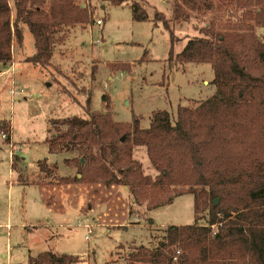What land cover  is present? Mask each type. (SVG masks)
I'll list each match as a JSON object with an SVG mask.
<instances>
[{"label":"rangeland","instance_id":"374dc122","mask_svg":"<svg viewBox=\"0 0 264 264\" xmlns=\"http://www.w3.org/2000/svg\"><path fill=\"white\" fill-rule=\"evenodd\" d=\"M75 1L89 7L93 23L55 35L48 66L27 62L36 49L24 25L23 44L14 42L12 61L0 66V121L10 123L12 132L11 142L0 136V264H28L43 252L78 257L77 264H127L135 248L154 247L169 227L195 223L189 193L165 191L163 202L172 201L152 208L148 202L136 203L127 187L65 185L62 178L81 179L78 160L84 151L72 146L68 153L54 154L46 140L68 131L64 120L89 119L107 106L114 121L132 125L137 120L147 129L154 112L176 117L178 107L213 96L210 64H180L173 57L189 39L202 37L200 29L207 23L225 21L228 12L176 25L172 41L154 15L158 11L171 18L173 0H137L149 14L143 22L133 20L131 2L116 7L101 0ZM9 2L15 15V1ZM13 155L22 160L23 182L12 168ZM134 158L146 175L156 176L145 148L135 147ZM43 161L45 173L39 166ZM38 185L57 208L44 204ZM200 217L206 223L208 212ZM85 224L93 230L89 241Z\"/></svg>","mask_w":264,"mask_h":264},{"label":"trees","instance_id":"16d2710c","mask_svg":"<svg viewBox=\"0 0 264 264\" xmlns=\"http://www.w3.org/2000/svg\"><path fill=\"white\" fill-rule=\"evenodd\" d=\"M14 1L15 15L9 0H0V64L12 61L14 42L23 44V25L35 39L36 53L27 62L46 67L55 35L93 23V12L75 0ZM101 1L116 7L131 2L133 20H149L137 0ZM225 10V21L207 23L200 29L203 36L189 39L173 57L180 64H210L213 96L178 107L176 117L154 112L147 129L137 120L132 125L114 121L107 106L105 113L89 112V119L64 120L68 131L46 140L54 154L68 153L72 146L84 151L78 160L81 179L62 178L65 185L127 187L136 203L148 202L152 208L172 201L161 197L170 189L194 196L195 223L169 227L154 247L135 248L127 264H264V0H173L171 18L157 11L154 21L173 41L176 25ZM103 101L108 102L106 96ZM11 133V124L0 121L6 142ZM135 147L146 149L156 176L144 173L134 158ZM12 160L23 182L22 160L16 155ZM46 163L39 162L41 172ZM41 187L44 204L57 208ZM206 211L202 224L200 214ZM77 263L78 257L44 252L28 264Z\"/></svg>","mask_w":264,"mask_h":264},{"label":"built area","instance_id":"2783aa9c","mask_svg":"<svg viewBox=\"0 0 264 264\" xmlns=\"http://www.w3.org/2000/svg\"><path fill=\"white\" fill-rule=\"evenodd\" d=\"M97 24H98L99 26H101V25H102V21H101V20H98V21H97ZM17 93H18V92L14 91V90L11 91V94H12V95H16ZM20 94L23 95V92L21 91ZM1 137H2L3 139H7V135H6V134H2ZM87 220H88V219H87ZM84 226H85V227L87 228V230H88V235H87V237H86V240L89 241V240H90V235L93 233V230H92V227L89 226V225H86V224H85ZM179 254H180V252H177V255H179ZM175 260H176V258H175Z\"/></svg>","mask_w":264,"mask_h":264},{"label":"water","instance_id":"95a60500","mask_svg":"<svg viewBox=\"0 0 264 264\" xmlns=\"http://www.w3.org/2000/svg\"><path fill=\"white\" fill-rule=\"evenodd\" d=\"M218 202H219V201H218V200H216V201H215V204L217 205V204H218Z\"/></svg>","mask_w":264,"mask_h":264},{"label":"crops","instance_id":"0c3cea01","mask_svg":"<svg viewBox=\"0 0 264 264\" xmlns=\"http://www.w3.org/2000/svg\"><path fill=\"white\" fill-rule=\"evenodd\" d=\"M169 1H170V0H169ZM169 1H168V2H169ZM1 65H3V64H0V66H1ZM3 75H6V74L4 73ZM43 253H44V252H43Z\"/></svg>","mask_w":264,"mask_h":264}]
</instances>
